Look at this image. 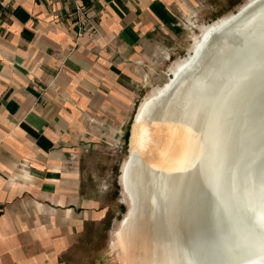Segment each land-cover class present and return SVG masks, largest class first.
Wrapping results in <instances>:
<instances>
[{"label":"crops","instance_id":"0c3cea01","mask_svg":"<svg viewBox=\"0 0 264 264\" xmlns=\"http://www.w3.org/2000/svg\"><path fill=\"white\" fill-rule=\"evenodd\" d=\"M243 1L0 0V264L71 263L106 214L83 162Z\"/></svg>","mask_w":264,"mask_h":264},{"label":"bare ground","instance_id":"6f19581e","mask_svg":"<svg viewBox=\"0 0 264 264\" xmlns=\"http://www.w3.org/2000/svg\"><path fill=\"white\" fill-rule=\"evenodd\" d=\"M235 13L201 30L200 35L193 40L190 54L175 66L160 89L145 99L135 116L129 157L120 175L128 212L114 233V238L124 250V264H195L190 251L186 249L182 252L179 222L181 223L184 206L189 203L197 173L196 183L199 179V184L203 183L218 201L229 193L228 197L233 198L239 208L241 220L248 226L246 228L251 237L243 239L240 236L239 246L243 250L246 248L254 256L240 264H254L260 260L264 264V203H257L254 195L247 190L242 198L235 197L229 184L224 188L219 183L224 163L221 159L222 151L215 160L214 158L220 151L221 146L217 148L221 141L220 135H224L228 122L220 129L216 140L213 136V150L208 153L204 147L206 134L214 117L213 109L229 82L245 68L242 64H246V59L256 58V54L250 55L258 48L264 34V0H247ZM252 34L257 37L253 36L251 39ZM237 36L248 40L244 39V49L237 47L242 53L237 58L235 55L233 60L231 57L237 49L232 48L230 42ZM261 45L264 46V42ZM226 60L234 61L235 65H225ZM215 61L222 62L215 67ZM222 79L223 84L209 95L210 88ZM183 86H187V95H191L186 104L173 100ZM244 89L241 85L235 98L239 99ZM205 97L209 100L208 103ZM200 107L203 108L201 111L206 114L205 117L199 114L201 111H197ZM188 176L191 178L189 181ZM177 178L180 181L173 186L172 181ZM195 197L197 204L199 195ZM195 251L197 250L193 251L194 254L197 253ZM196 255L193 256L196 258ZM197 263L201 264L200 261Z\"/></svg>","mask_w":264,"mask_h":264},{"label":"rangeland","instance_id":"374dc122","mask_svg":"<svg viewBox=\"0 0 264 264\" xmlns=\"http://www.w3.org/2000/svg\"><path fill=\"white\" fill-rule=\"evenodd\" d=\"M246 1H243L241 4L244 5ZM243 5H240L232 14H236L235 12ZM232 14L222 19L232 16ZM212 22L214 21L206 23L205 26L213 24ZM199 31L200 29L193 28L192 37H198L200 35ZM253 36L252 34L250 38L252 39ZM262 37L258 48L250 55L256 54V58L254 60L250 57L246 59V64H242L245 68L241 70L238 77L229 82L230 84L219 98V103L213 109L212 115L214 117L211 127L208 128L209 132L206 134L207 140L204 144L208 153L213 150V143L211 144L213 136L214 140H216L220 129L225 122H228L224 135H222L223 133L221 134L222 136L220 135V144L218 142L219 146L217 145L218 149L221 146L220 151L214 158L215 160L222 151L221 159L224 163L222 164L220 174L222 173L224 179L222 180L221 177L219 183L224 188L226 184H229L228 186L234 192L235 197L242 198L243 193L247 190V192L254 195L257 203H264V46L261 45L264 42H262L264 34H262ZM244 39L245 37L243 36L231 39L230 44L232 48L236 47L237 49L239 47L244 49V42L248 40L246 38L244 41ZM192 41L193 39L187 44L186 54H183L175 62L167 66L168 70L166 71L164 80L158 87H155L156 89H150L149 93L154 89V93L160 89L162 84L171 75L170 68L190 54L188 52ZM259 47H261L260 50ZM239 48L237 51L234 50L231 57L233 60L235 59V55L237 58L238 54L242 53ZM221 62L215 61L214 66H220ZM245 62L243 61L242 63ZM232 63L234 61L226 60L225 65L228 66ZM242 65L240 67H243ZM223 81L224 79L216 82L217 84H214L213 88H210L208 94L212 95L214 90L223 84ZM241 85L245 89L241 91L239 99H237L235 98V94L236 91L238 92L239 87L241 88ZM185 88L187 89V86H183L178 90L173 98L174 101H181L182 104L188 102L187 100L191 95H187L188 92H186ZM203 97L204 95L201 97V100ZM204 99L208 103L209 100L206 97ZM143 102L145 100L142 101L141 99L136 103L130 115L129 124L125 125L122 129H118L115 134L113 132L108 133V138L100 141L93 150L95 154L83 162V166L85 167L84 174L88 178L91 195L99 198L101 206L105 207L106 214L100 226L89 227L85 237L79 240L76 252L72 253L68 259L71 262L70 264H124L126 261L122 245L114 238V233L118 229L119 222L128 212V203L122 191L120 175L125 165L124 163L129 157V146L133 135L132 129L136 119L135 116ZM201 110L203 108L197 111ZM199 114L202 117L206 116L203 111ZM197 175L195 176L196 179L193 185L194 189L191 191V194L189 193V203L186 207L184 206L185 210L181 223L179 222V240L181 241L182 252L184 253L186 249L190 251L189 254L192 256L191 259L195 260V264H199L197 263L199 261L201 264L243 263L254 255L248 253L246 248L243 250L239 246L240 236L243 239H247V236L251 237V235L246 228L248 226L241 220L236 202L233 198L228 197L229 193H226L224 198L218 201L211 191L208 192V188L203 183V187L201 183L199 184V179L196 183ZM190 179V176H188V181ZM179 181L180 178L173 180V186H176ZM198 187H200L199 190H197ZM197 194L199 197L197 204H195V195ZM190 208L192 209V214ZM187 219L188 222L186 223ZM192 220L193 223L191 222ZM194 248L197 250L195 251L197 255L193 252ZM193 255H196V258ZM260 263L263 264V261L260 260L254 264Z\"/></svg>","mask_w":264,"mask_h":264}]
</instances>
